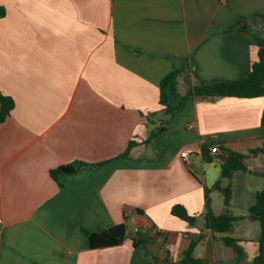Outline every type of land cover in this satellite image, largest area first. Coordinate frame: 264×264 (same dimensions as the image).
Wrapping results in <instances>:
<instances>
[{"label":"crops","instance_id":"obj_1","mask_svg":"<svg viewBox=\"0 0 264 264\" xmlns=\"http://www.w3.org/2000/svg\"><path fill=\"white\" fill-rule=\"evenodd\" d=\"M257 34L264 0H0V90L14 100L0 122V264H180L191 241L197 258L236 263L222 236L239 240L249 264L259 222L247 210L264 188V152L255 151L264 96H188L177 109L178 97L160 103L159 85L175 69L179 92L193 71L207 83L246 76ZM227 149L246 156L245 169L222 181L227 206L209 191L210 208L240 218L217 233L204 225L205 188ZM76 160L88 165L55 175ZM177 203L194 225L171 214ZM125 216L117 246L92 249L79 231ZM136 230L145 246L132 245Z\"/></svg>","mask_w":264,"mask_h":264},{"label":"trees","instance_id":"obj_2","mask_svg":"<svg viewBox=\"0 0 264 264\" xmlns=\"http://www.w3.org/2000/svg\"><path fill=\"white\" fill-rule=\"evenodd\" d=\"M256 43L258 46L257 60L253 62L251 69L246 76L233 81L207 83L200 79L193 71L195 82L189 88L185 89L184 92H179V76L182 70L175 69L165 75L160 82V103L167 104L171 96L178 97V102L175 107L180 109L188 96L199 99H213L222 96L243 98L264 96V37L257 34ZM13 107V98L4 94L0 90V122L5 120L10 115ZM260 122L264 126V107ZM129 148L130 143L127 150L121 153L120 156H126ZM255 151L264 152V137L262 138L261 146ZM226 152L227 158L221 164L219 178L214 182L211 188H205L204 212L202 214L204 216V225L211 231L217 233L227 232L230 229L232 222L240 218L226 213L215 215L210 208L209 191L211 189L219 190L222 193L224 205L227 206L229 202L230 189L228 186H223L222 181L223 179H228L233 170L245 169V155L228 149ZM201 153L205 157L206 161L209 162L210 156H208L207 147L202 146ZM99 164L101 163H95L93 165L98 166ZM83 165H88V163L76 160L72 163L64 164L56 170L55 175L77 172ZM136 212L138 214H142V211L139 209H136ZM170 212L172 215L190 225L195 224V215L188 213L185 207L179 203L172 205ZM247 213L249 218L259 222V234L257 237L258 249L257 253L251 258L249 264H264V188L256 193L255 202L248 208ZM126 220L127 217L125 216L122 222L116 223L101 232L90 231L82 226L79 228V231L88 237L89 244L92 249L113 247L120 245L127 236ZM150 227H152V225ZM152 228L154 229V227ZM155 233L160 234V231L156 230ZM222 241L225 245L231 247L237 254V262L233 264H241L245 258V254L239 245V240L229 236H222ZM146 242L147 240L142 237L141 231L136 230L132 239V245L145 246ZM194 246V241H191L188 244L187 248L182 252L178 260L180 264H213L204 259L195 257L193 255ZM149 257L151 261H157L159 259L151 254H149ZM164 260H168V258H164Z\"/></svg>","mask_w":264,"mask_h":264},{"label":"built area","instance_id":"obj_3","mask_svg":"<svg viewBox=\"0 0 264 264\" xmlns=\"http://www.w3.org/2000/svg\"><path fill=\"white\" fill-rule=\"evenodd\" d=\"M209 151H210L211 153H215V152L219 151V147H218V145H216V144H212V145L209 147ZM180 154H181L182 158H183L187 163H190L189 152H188L187 150H183V151H181ZM154 230L156 231L157 229L154 228Z\"/></svg>","mask_w":264,"mask_h":264},{"label":"water","instance_id":"obj_4","mask_svg":"<svg viewBox=\"0 0 264 264\" xmlns=\"http://www.w3.org/2000/svg\"><path fill=\"white\" fill-rule=\"evenodd\" d=\"M225 156H226V155H224V158H222V160H225V158H226Z\"/></svg>","mask_w":264,"mask_h":264}]
</instances>
